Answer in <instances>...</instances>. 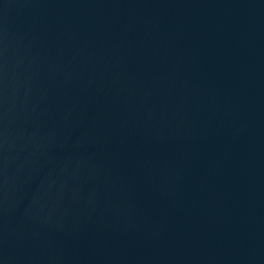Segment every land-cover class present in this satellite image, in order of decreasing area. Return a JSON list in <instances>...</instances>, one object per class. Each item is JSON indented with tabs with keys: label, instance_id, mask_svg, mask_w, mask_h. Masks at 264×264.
<instances>
[{
	"label": "water",
	"instance_id": "1",
	"mask_svg": "<svg viewBox=\"0 0 264 264\" xmlns=\"http://www.w3.org/2000/svg\"><path fill=\"white\" fill-rule=\"evenodd\" d=\"M0 264H264V0H0Z\"/></svg>",
	"mask_w": 264,
	"mask_h": 264
}]
</instances>
